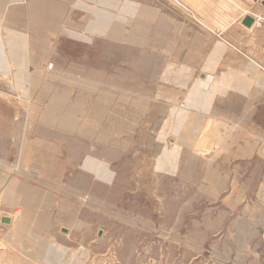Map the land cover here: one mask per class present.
Wrapping results in <instances>:
<instances>
[{"label": "rangeland", "instance_id": "rangeland-1", "mask_svg": "<svg viewBox=\"0 0 264 264\" xmlns=\"http://www.w3.org/2000/svg\"><path fill=\"white\" fill-rule=\"evenodd\" d=\"M183 22L0 0V264H264V143L189 107Z\"/></svg>", "mask_w": 264, "mask_h": 264}, {"label": "crops", "instance_id": "crops-1", "mask_svg": "<svg viewBox=\"0 0 264 264\" xmlns=\"http://www.w3.org/2000/svg\"><path fill=\"white\" fill-rule=\"evenodd\" d=\"M182 1L175 74L200 78L189 107L264 143V0Z\"/></svg>", "mask_w": 264, "mask_h": 264}, {"label": "built area", "instance_id": "built-area-1", "mask_svg": "<svg viewBox=\"0 0 264 264\" xmlns=\"http://www.w3.org/2000/svg\"><path fill=\"white\" fill-rule=\"evenodd\" d=\"M173 6H175V7H177V8H179V9H181V10H183V11H189L188 9H187V7H185V5H184V3H183V1L182 0H168ZM260 26V24H258L257 25V27H259Z\"/></svg>", "mask_w": 264, "mask_h": 264}, {"label": "water", "instance_id": "water-1", "mask_svg": "<svg viewBox=\"0 0 264 264\" xmlns=\"http://www.w3.org/2000/svg\"><path fill=\"white\" fill-rule=\"evenodd\" d=\"M247 23H248V25H251L253 23V21L250 19V20H247ZM9 222L10 221H5V218L3 219V224H7Z\"/></svg>", "mask_w": 264, "mask_h": 264}, {"label": "bare ground", "instance_id": "bare-ground-1", "mask_svg": "<svg viewBox=\"0 0 264 264\" xmlns=\"http://www.w3.org/2000/svg\"><path fill=\"white\" fill-rule=\"evenodd\" d=\"M5 221H10V219L9 218H5ZM9 224H11V221L9 223H7L6 225H9Z\"/></svg>", "mask_w": 264, "mask_h": 264}]
</instances>
